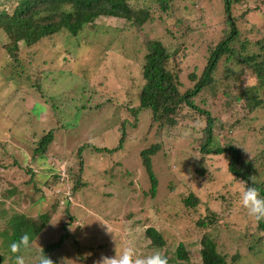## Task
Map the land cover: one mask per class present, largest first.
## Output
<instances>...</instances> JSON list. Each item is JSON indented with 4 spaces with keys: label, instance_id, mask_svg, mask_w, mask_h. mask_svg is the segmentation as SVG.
<instances>
[{
    "label": "rangeland",
    "instance_id": "rangeland-1",
    "mask_svg": "<svg viewBox=\"0 0 264 264\" xmlns=\"http://www.w3.org/2000/svg\"><path fill=\"white\" fill-rule=\"evenodd\" d=\"M142 2L132 1L134 7ZM145 3L151 6L152 2ZM2 4L0 8L6 3ZM150 8L152 17L142 28L123 27L126 22L118 17L98 18L77 37L61 33L57 45L48 43L47 49L40 48L41 91L28 87L17 75L0 72V254L4 255L0 264H15L2 249L1 233L9 218L15 213L36 218L48 212L53 213L52 219L23 254L25 264H38L42 250L62 239L65 225L70 237L51 253L53 264H96L102 256L119 255L129 244L139 257L156 251L172 256L184 244L188 264H203L200 242L207 229L198 221L209 211L224 219L230 213L228 203L237 212L231 220L233 230L224 229V223L218 228L222 229L220 251L230 264H262L251 254V230L246 231V225L251 222L255 229L258 222L241 204L245 182L228 173V156L208 155L205 172L198 171L204 117L186 107L178 116V125L158 136L149 115L141 114L136 121L130 113L138 105L141 65L149 40L161 41L171 52L179 50L182 90L195 86L224 35L227 15L223 0H201L197 5L192 0H171L169 11L164 12L157 3ZM12 9L8 8L10 12ZM233 12L248 20L244 24H264V0L235 4ZM184 14L188 21L182 28L177 23ZM85 38L95 44L85 42L81 49ZM113 40L109 49L107 44ZM9 41L0 31L2 72L7 69L3 46ZM79 49L82 55H71ZM44 56L46 60L41 61ZM217 64L213 85L203 88L194 100L217 118L222 143L235 145L244 160L252 161L264 175V108L252 109L239 99L246 81L249 87H256V79L240 76L245 67H237L225 57ZM233 69L236 74L230 77ZM194 72L196 80L189 76ZM191 114L198 119H190ZM61 123L69 128L61 127ZM52 129L56 130L54 142L43 155L37 153V141ZM122 138L124 144L115 153L94 150V146L114 149ZM159 142L162 148L152 156L159 189L152 197L141 152ZM64 171L71 177L69 186L67 178H59L60 174L65 176ZM76 182L80 188L74 192L72 203H61L60 196L70 192L69 187ZM191 192L200 198L195 209L183 201ZM150 226L163 233L164 247L151 245L146 234ZM236 255L241 259L235 260Z\"/></svg>",
    "mask_w": 264,
    "mask_h": 264
},
{
    "label": "trees",
    "instance_id": "trees-1",
    "mask_svg": "<svg viewBox=\"0 0 264 264\" xmlns=\"http://www.w3.org/2000/svg\"><path fill=\"white\" fill-rule=\"evenodd\" d=\"M2 1L6 4L0 8V31H4L10 41L4 46L7 54V69L6 72H2L1 70L0 72L3 75L7 73H11L13 76L17 75L21 81L27 82L26 85L28 87L37 88L39 91L42 89V85L39 83L42 82L41 70L38 66L39 60H37L40 48L41 50L47 49L48 43L49 45H57L56 39L61 33L67 32L70 37H77L80 32L96 22L98 18L108 19L111 17L124 19L126 23L123 24V27L127 26L130 29L142 28L152 17L150 7L154 3H157L165 12L169 11L171 2V0H142L143 2L139 6L134 7L133 0H0L1 5H3ZM146 1H151V6H148L145 3ZM224 1L226 7V10H224L225 15L229 13L231 17L228 15L225 17L226 26L224 28V35L219 38L212 51L209 63L192 89L182 90L181 73L183 70L178 61L180 51L171 52L159 40H149L147 42L146 53L141 65L142 86L137 94L138 105L131 108L130 113L136 121L139 120L141 114L149 115L152 121L151 126L157 128L156 134L159 136L164 133H170V130L178 125V116L184 108L187 107L195 110L198 115L205 119L204 129L198 141L201 154L199 173L205 172L204 165L208 155L226 154L228 156V173L236 180L244 181L245 189L248 185H251L252 181L250 177H252L256 182L255 186L260 189L261 197H264V179H261L262 173L256 170L252 161L244 160L241 151L235 145L230 143L225 145L222 143L220 138L221 132H218L217 118L210 110L203 108L194 100L198 92L203 90V88L213 85L215 81L213 74L218 68L217 63L225 57L231 64L237 67H245L243 71L238 73L240 76L241 74L250 75L256 79V83L258 84L257 88L255 86L243 87V92L239 99L247 101L252 109H255V107L264 108V96L262 94L264 92V24L261 26L244 24L248 23L247 19L239 17V15L235 16L231 12V0ZM200 2L201 0H192L194 5ZM235 2H241V0H233V3ZM9 7L13 8L11 12L8 10ZM187 21V14H184L178 21L177 26L183 28ZM241 38H244V40ZM85 42L91 45L95 44V41L85 38L83 44H80V48L85 45ZM113 44L114 40L112 42L109 41L107 44L109 49ZM81 49L71 55L79 57L83 53ZM123 55L125 58L130 57L127 54ZM45 60L46 56L41 61ZM136 60H138V57ZM124 67L126 66L124 65ZM48 74L51 76L52 73ZM235 74L233 69L230 77L235 76ZM189 76L193 80L198 79V75L195 72ZM55 104L57 103H52L54 109H57L58 105L56 106ZM58 117L61 118L56 114V118ZM189 118L192 120L198 119L194 114H191ZM60 125L65 129L69 128V125L65 123H61ZM55 133L56 130L52 129L41 136L40 141H37V153L43 155V152L48 151V148L54 142ZM125 136L126 133L124 132ZM123 142L122 138L120 145L114 149L94 146V150L97 152L115 153L123 146ZM162 145L163 143L159 142L141 152L143 164L151 181V188L148 193L152 197L157 196L159 189V179L154 172L152 156L159 152ZM88 146L92 147L90 144ZM80 165V170L83 172L85 169L83 160L80 161ZM262 177L264 178V175ZM70 181L71 177L68 174V186L71 185ZM79 188L78 182L72 187L70 186V192L60 196L59 200H61V203L63 201H68V204L72 203L71 198H73L74 192L78 191ZM183 201L187 207L194 209L200 204V198L193 192L184 198ZM227 208L230 213L225 215L224 219L223 216L221 218L219 213L217 215L214 211H209V214L198 221L200 227L207 229L200 242V254L203 264H230L228 256L220 251L218 244V239L222 232V229L218 230L219 226L222 225L221 223H224V229L233 230L234 228L231 220L235 217L233 215H235L237 210L235 211L233 204L230 203L227 204ZM52 216V212L42 214L36 218L30 217L25 213H15L9 218L8 226L1 233V236L4 237L2 249L5 248L14 263L15 254L10 251V244L19 240L23 234L27 233L31 237L32 245L33 241L50 223ZM257 222L255 229L253 228L254 224L251 222L249 223L250 225H246V231L251 230L249 232L250 236H252L250 247L254 252L251 253L254 255V260L264 264V234L260 235L264 233V220ZM64 228L66 232L62 239L48 244L42 250L50 259L51 253L62 247L70 237L67 226L65 225ZM146 234L152 240L151 245L153 247L162 248L166 245L163 233L156 227H148ZM162 255L168 258L169 264H188L190 262V257L184 244L179 246L174 255ZM259 256L263 258H259ZM239 257L241 259L240 255H236L235 260H239ZM3 258L4 255L0 254V260L3 261Z\"/></svg>",
    "mask_w": 264,
    "mask_h": 264
},
{
    "label": "clouds",
    "instance_id": "clouds-1",
    "mask_svg": "<svg viewBox=\"0 0 264 264\" xmlns=\"http://www.w3.org/2000/svg\"><path fill=\"white\" fill-rule=\"evenodd\" d=\"M243 1L244 3L248 2V0L247 2L245 0H241V2L233 3V0H231V12L234 13L233 8L235 4L242 3ZM223 6L224 10H226L224 0ZM227 15L231 17L229 13ZM244 87H248L247 81ZM64 172V177L61 178L60 174V179L62 181L67 178V171ZM250 179L252 183L251 185H248L245 191L242 193L241 204L244 208L247 209L250 216L254 217L257 221H261L264 220V197H261L260 189L255 186V180L252 177H250ZM9 247L10 251L15 254V264H25V258L22 253L24 250L31 247V237L29 236V234L25 233L19 238V240L12 242ZM38 264H53V261L42 251L38 258ZM96 264H169V261L168 258L162 255L159 251H156L146 257H139L136 255L134 246L129 244L123 248L122 252L119 255L115 254L112 257L102 256L100 260L96 262Z\"/></svg>",
    "mask_w": 264,
    "mask_h": 264
}]
</instances>
